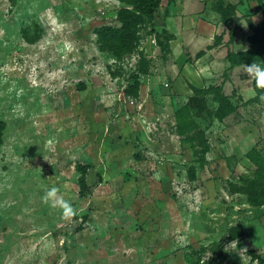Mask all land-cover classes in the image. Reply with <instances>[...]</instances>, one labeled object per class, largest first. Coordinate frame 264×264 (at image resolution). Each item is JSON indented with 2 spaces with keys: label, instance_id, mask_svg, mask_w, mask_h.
Instances as JSON below:
<instances>
[{
  "label": "rangeland",
  "instance_id": "374dc122",
  "mask_svg": "<svg viewBox=\"0 0 264 264\" xmlns=\"http://www.w3.org/2000/svg\"><path fill=\"white\" fill-rule=\"evenodd\" d=\"M214 1L218 38L184 33L205 88L191 101L151 32L168 31L169 0L120 56L97 29L119 27L127 0H0V264H264V195L251 203L264 179L247 156H264V101L247 100L244 65L212 61L249 49L264 0H224L236 4L229 23ZM221 84L236 108L222 118L206 92ZM52 187L71 214L45 202Z\"/></svg>",
  "mask_w": 264,
  "mask_h": 264
},
{
  "label": "trees",
  "instance_id": "16d2710c",
  "mask_svg": "<svg viewBox=\"0 0 264 264\" xmlns=\"http://www.w3.org/2000/svg\"><path fill=\"white\" fill-rule=\"evenodd\" d=\"M131 4H127L130 7H122L118 10L117 19L120 22L119 27H113L111 25H104L97 29L98 40L100 42V49L111 51L114 54L120 56L125 51H131L134 47L133 41L136 40L137 26L144 21L153 22L156 12L158 11L162 0H127ZM240 0H238L239 2ZM214 10L220 14V20L227 22L232 21V17L236 15V4L230 2H224V0H215L212 5ZM154 34L155 41L158 45L162 46L164 50L169 51V40L171 34L166 30H151ZM218 36H215V39ZM250 47L245 51H233L230 48L226 49L225 61L226 69L230 71L237 65H251L252 63L260 64L264 66V18L259 23L253 25V34L246 39ZM253 89L256 93L253 99L264 101V86H260L256 81H252ZM193 91V95L190 97L191 101L196 100L198 92L203 91L205 88H198L196 86H190ZM206 92H213L215 99L218 100V107L215 114L222 118L228 113L235 111V105L230 98L222 93V84L219 86H207ZM196 102V106H201L200 99ZM246 103L248 101H245ZM250 102V100H249ZM178 118H180L178 124V130L181 132L183 126L187 124V119L190 118L189 108L186 104L178 108ZM189 129V128H188ZM203 143H207L206 140ZM205 148H208L206 145ZM247 156L252 160L256 166V171L262 178L261 185L263 186L264 179V156L259 152L257 148H251L247 152ZM261 195H264V189L261 190L260 196L255 194L252 197L251 203H259ZM264 262V261H263Z\"/></svg>",
  "mask_w": 264,
  "mask_h": 264
},
{
  "label": "crops",
  "instance_id": "0c3cea01",
  "mask_svg": "<svg viewBox=\"0 0 264 264\" xmlns=\"http://www.w3.org/2000/svg\"><path fill=\"white\" fill-rule=\"evenodd\" d=\"M202 5V11L189 12L186 11L184 6V0H169L170 5H168V0L165 11L162 12V22L165 23L164 28L168 29V33L171 34V39L169 40V49L174 53V65H177L181 71V75L172 81L173 86H177L179 83L183 82L186 84V79H188L189 84L202 88L204 86L202 69L200 72L195 68L194 64L189 61L187 55L183 49L185 42L184 33L194 30L200 37L211 40L216 35L217 21L219 19H213L208 14V6L212 0H200ZM163 2H161L162 4ZM164 5V7H165ZM161 8V5L160 7ZM163 9V8H162ZM175 19L176 27L171 30L169 26H172L171 21ZM212 45V44H211ZM223 50V49H222ZM214 51V46L211 49V53ZM208 52V53H210ZM220 53V52H219ZM226 54V53H225ZM225 54H213L212 61L216 64H222L225 66L224 57ZM203 58L202 56L197 57L196 61ZM206 77V75H204ZM167 85V83H166ZM189 87V86H188ZM256 95L252 94L247 100H252ZM245 100V101H247Z\"/></svg>",
  "mask_w": 264,
  "mask_h": 264
},
{
  "label": "clouds",
  "instance_id": "9594fccd",
  "mask_svg": "<svg viewBox=\"0 0 264 264\" xmlns=\"http://www.w3.org/2000/svg\"><path fill=\"white\" fill-rule=\"evenodd\" d=\"M243 71H245L250 78L256 81L260 86H264V66L252 63L251 65H244ZM43 199L45 202L51 203L53 207L62 206L65 210V214L72 213L71 207L67 204V202L63 201V198L58 194V189L55 187L50 188L44 194Z\"/></svg>",
  "mask_w": 264,
  "mask_h": 264
}]
</instances>
